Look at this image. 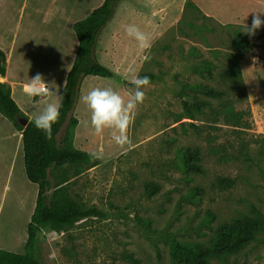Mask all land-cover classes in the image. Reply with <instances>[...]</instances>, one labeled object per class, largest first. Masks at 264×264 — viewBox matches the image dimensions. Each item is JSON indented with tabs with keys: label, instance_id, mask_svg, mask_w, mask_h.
Masks as SVG:
<instances>
[{
	"label": "rangeland",
	"instance_id": "rangeland-1",
	"mask_svg": "<svg viewBox=\"0 0 264 264\" xmlns=\"http://www.w3.org/2000/svg\"><path fill=\"white\" fill-rule=\"evenodd\" d=\"M37 2L27 0V11L34 12ZM252 12H264V0L118 4L97 43L114 76L84 77L72 112L79 121L75 147L89 153L102 150V157L93 167L59 172L75 200L97 206L107 217L85 219L61 231L43 229L37 248L41 264H137L136 260L173 264L168 238L208 247L221 225L251 215L253 207L264 214V36L243 32L246 23L252 24ZM38 15L34 13L35 19L42 16ZM128 24L150 35V49L142 50L127 36ZM237 34L250 40L252 47L241 63L240 83L234 85L222 74L235 53ZM60 38L42 35L29 43L48 46ZM137 75L151 76V85L144 89L146 100L130 129L133 143L121 148L110 130L95 134L80 96L93 87H112L127 97L134 90L130 80ZM195 85L224 96L213 99L192 88ZM183 100L208 105L202 114L193 111L194 118L189 119L180 116ZM230 108L232 117L227 114ZM0 120H5L1 114ZM0 138H5L1 122ZM187 148L200 149L202 174L183 168L180 152ZM22 160L18 156L13 174L10 163L4 157L0 160V249L16 254L25 253L23 238L37 190L22 170ZM223 179L234 185H220ZM146 184L157 186L155 193L149 194ZM197 189L200 193L194 194ZM210 264H264V238L226 262L213 259Z\"/></svg>",
	"mask_w": 264,
	"mask_h": 264
},
{
	"label": "trees",
	"instance_id": "trees-1",
	"mask_svg": "<svg viewBox=\"0 0 264 264\" xmlns=\"http://www.w3.org/2000/svg\"><path fill=\"white\" fill-rule=\"evenodd\" d=\"M122 1L125 0H104L103 4L88 17L74 24L78 49L66 78L60 101L61 116L59 122L53 125L51 140H48L45 134L35 127L34 120H30L19 108L11 96L10 87L0 82V114L22 133L26 177L29 182L38 187L35 209L27 227L25 253L16 254L0 249V264H41L37 248L38 236L43 229L61 231L72 228L85 219L107 217V214L97 206H85L75 200L65 185L67 180H64V175L59 172L80 165L93 167L98 162V159L92 158L89 152L75 147L74 132L79 121L72 115V112L77 103L84 77L110 78L113 76V73L97 60L96 46L103 29L112 19L117 5ZM256 33L264 36V27L258 29ZM233 44L235 53L231 56L228 68L223 72L222 77L238 85L241 80V63L252 47V43L243 35L237 34ZM5 72L6 57L0 50V77L4 76ZM192 88L202 91L213 99H220L224 96L223 92L209 87L195 85ZM182 105L184 113L180 116L193 119L195 115L193 111L202 114L208 104L198 101L190 103L183 100ZM233 111L234 109L230 108L227 112V114L231 113L228 114L229 117L234 115ZM22 118L28 120L25 127L19 122ZM237 124L236 122L234 125ZM65 126L64 134L59 139ZM262 144L264 148V140ZM180 155L186 171L195 174L203 173L200 164V149L187 148L182 150ZM219 184L229 188L234 185V182L223 179L219 180ZM146 190L149 194H153L157 186L146 184ZM193 193H200V190H194ZM263 238L264 214L253 207L251 215H243L231 223L221 225L208 247L201 243L181 242L173 237L168 238V244L173 264H210L213 259L226 262L229 257L240 253L252 242L261 241ZM135 262L139 264V261Z\"/></svg>",
	"mask_w": 264,
	"mask_h": 264
},
{
	"label": "crops",
	"instance_id": "crops-1",
	"mask_svg": "<svg viewBox=\"0 0 264 264\" xmlns=\"http://www.w3.org/2000/svg\"><path fill=\"white\" fill-rule=\"evenodd\" d=\"M103 2L104 0H38L34 12L32 9L28 12L27 0H0V50L6 57V72L0 77V82L10 87L13 100L30 120H34L37 114V102L23 93L24 84L29 77L42 74L48 82L54 81L59 87L58 95L50 97L49 100L60 104L66 78L78 49V40L74 36L75 32L73 33L74 24L88 17ZM34 13L42 16L35 19ZM110 22L106 26L111 25ZM106 29L102 31L101 38ZM42 35L44 38L57 35L61 38L59 43L55 40L54 45L48 46L29 43L32 37L34 40ZM74 41H77L76 45ZM34 51L37 56H42L33 57ZM96 57L114 76L111 65L107 63L106 56L98 46ZM113 76L107 79H112ZM53 91L56 89L53 88ZM4 119L0 120L5 131L4 140L0 138V160L4 157L10 163L13 174L18 156H21L22 170L25 172L22 133L7 118ZM35 191L36 200L38 187ZM26 241L27 237L23 238L24 244Z\"/></svg>",
	"mask_w": 264,
	"mask_h": 264
},
{
	"label": "clouds",
	"instance_id": "clouds-1",
	"mask_svg": "<svg viewBox=\"0 0 264 264\" xmlns=\"http://www.w3.org/2000/svg\"><path fill=\"white\" fill-rule=\"evenodd\" d=\"M255 13L252 24L244 26V33L255 36L256 31L264 27V19L261 13ZM128 37L134 39L142 50L151 48V37L136 24L125 26ZM130 83L134 90H130L125 97L112 87H93L86 93H82L80 100L86 105L90 113V126L97 136L103 135L105 130H110L112 140L121 148L131 147L133 141L130 129L134 124L138 107L144 104L146 93L144 89L151 85L148 76H133ZM53 88L56 91H53ZM23 93L37 102V114L35 115V127L45 134L48 140L53 138V125L57 124L61 116V106L58 102L49 98L58 95L59 87L55 82H48L42 74L37 73L29 77L23 86ZM42 102V103H41ZM92 158L102 157V150L90 153Z\"/></svg>",
	"mask_w": 264,
	"mask_h": 264
},
{
	"label": "water",
	"instance_id": "water-1",
	"mask_svg": "<svg viewBox=\"0 0 264 264\" xmlns=\"http://www.w3.org/2000/svg\"><path fill=\"white\" fill-rule=\"evenodd\" d=\"M19 122H20V124H21L23 127H25V126L28 124V120L25 119V118L20 119Z\"/></svg>",
	"mask_w": 264,
	"mask_h": 264
},
{
	"label": "bare ground",
	"instance_id": "bare-ground-1",
	"mask_svg": "<svg viewBox=\"0 0 264 264\" xmlns=\"http://www.w3.org/2000/svg\"><path fill=\"white\" fill-rule=\"evenodd\" d=\"M9 231V230H8ZM12 231V230H11ZM13 231H14V229H13ZM13 234L15 233V232H12Z\"/></svg>",
	"mask_w": 264,
	"mask_h": 264
}]
</instances>
